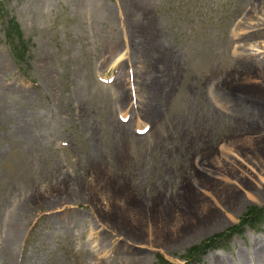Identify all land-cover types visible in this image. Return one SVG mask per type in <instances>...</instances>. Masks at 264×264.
<instances>
[{
	"label": "rangeland",
	"instance_id": "1",
	"mask_svg": "<svg viewBox=\"0 0 264 264\" xmlns=\"http://www.w3.org/2000/svg\"><path fill=\"white\" fill-rule=\"evenodd\" d=\"M129 1L0 0V264H264V0Z\"/></svg>",
	"mask_w": 264,
	"mask_h": 264
},
{
	"label": "bare ground",
	"instance_id": "2",
	"mask_svg": "<svg viewBox=\"0 0 264 264\" xmlns=\"http://www.w3.org/2000/svg\"><path fill=\"white\" fill-rule=\"evenodd\" d=\"M126 1L127 0H121V2L124 4V3H126ZM132 3H133V1H135L136 2V4H137V7H139V8H141L142 7V2H141V0H130ZM129 1V2H130ZM134 4H131V7L133 6ZM135 8V7H134ZM131 9V8H130ZM135 10V9H134ZM126 11V10H125ZM127 12V11H126ZM129 13V12H128ZM154 31V30H153ZM150 40H151V38H150ZM151 42V41H150ZM150 45V44H149ZM122 83V82H121ZM122 87H124L123 85H122ZM121 87V89L122 90H124L123 88ZM69 198H72L73 200L75 199V198H78V196H77V194L75 193V192H70V193H68V194H64L63 195V197H60V198H58V199H47V201L49 202V204H47V205H49V206H52L53 204V202H56V201H63V200H66V202H64L63 204H61V206L60 207H62V208H65L67 205V199H69ZM54 205H56L55 207H57L58 205H59V202H57V203H54ZM60 207H58V208H52V209H50V211L49 212H51L50 214H48L49 215V218L51 219V221L54 223V222H57V223H61L62 221H63V218H61V217H59L58 215L61 213V209H60ZM57 209H59V210H57ZM63 212V211H62ZM14 213V214H13ZM10 215H9V218H8V229H9V231H10V233H11V236H9V238H7L6 239V241L4 242V248H3V250H2V252L3 253H9L12 249H13V247H15L14 245L16 244V242L18 241V240H20V237H21V231L19 230V225H20V222H21V220L23 219V213H22V211H21V208L19 207V206H17L16 207V209H15V212L13 211L12 213H9ZM59 220H61V221H59ZM26 222V220H23V222H21V223H25ZM28 223V222H27ZM21 225H23V224H21ZM67 225V224H66ZM23 232V231H22ZM8 235V234H7ZM9 239V240H8ZM218 261V260H217ZM261 261H263V259L262 258H259L258 257V263H262ZM220 263H222L221 261H218L217 262V264H220Z\"/></svg>",
	"mask_w": 264,
	"mask_h": 264
},
{
	"label": "trees",
	"instance_id": "3",
	"mask_svg": "<svg viewBox=\"0 0 264 264\" xmlns=\"http://www.w3.org/2000/svg\"><path fill=\"white\" fill-rule=\"evenodd\" d=\"M260 215H264V212L263 211H258L255 207L253 208H250L246 214L243 216V218L241 219L240 221V224L243 225L247 222H250V221H254V219L256 218V216H260ZM205 247V245H201V247H197L195 250L193 251H190L189 255L187 256V258H192L194 261H196L197 259V255L199 253H201V249H203ZM195 258V259H194ZM164 264H170V263H167L165 261H163ZM187 263V262H185Z\"/></svg>",
	"mask_w": 264,
	"mask_h": 264
}]
</instances>
